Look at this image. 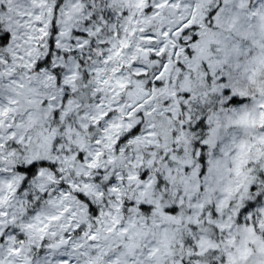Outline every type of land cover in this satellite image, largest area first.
<instances>
[{
    "label": "clouds",
    "instance_id": "clouds-1",
    "mask_svg": "<svg viewBox=\"0 0 264 264\" xmlns=\"http://www.w3.org/2000/svg\"><path fill=\"white\" fill-rule=\"evenodd\" d=\"M157 3L0 0L2 264H264V0Z\"/></svg>",
    "mask_w": 264,
    "mask_h": 264
},
{
    "label": "snow or ice",
    "instance_id": "snow-or-ice-1",
    "mask_svg": "<svg viewBox=\"0 0 264 264\" xmlns=\"http://www.w3.org/2000/svg\"><path fill=\"white\" fill-rule=\"evenodd\" d=\"M143 3H144V0H137V5H138V6H142ZM168 5H169V0H160V3L155 4L154 7H156V8L159 9V8L166 7V6H168ZM172 6L178 8V7H179V4H173ZM193 14H195V13L193 12ZM210 15H211V14H210ZM93 18H95V17H93ZM36 19L39 20V16H37ZM190 26H192V24H191V20H189L186 24H184V26H183V31L185 32V34H186V30H187ZM177 31H180V30H177ZM175 34H176V33H169L168 31H164V32L162 33V35H163L164 37H166V38H167V37H170L171 35H175ZM8 38H9V33H8L7 31H5L2 35H0V42H5V43H6L7 40H8ZM196 39H197V37L194 35V36L192 37V40H193V41H196ZM192 48H197V44H196V43H193V44H192ZM145 51H151V52L153 53V59H155L156 56H160V55L164 54L165 49H164V47L162 46V47L159 48L158 51H157L155 48H153V49H151V50L145 49ZM184 51H185V53H186V58H195V57L193 56L192 49L185 48ZM199 51L202 52L203 49L201 48V49H199ZM173 54L178 58V57L180 56V50H177V49L174 48V49H173ZM50 56H51V49H50V51H49V58H50ZM183 67H184V65H183V64H180V63L178 62V68H183ZM168 69H169V64H168V62H167L166 60H162V61H161V66H160L159 71L156 72L155 75H154V81H155V85H156L157 87H160V86H161V84H162V79H161V78L164 76L165 72L168 71ZM55 71H56V78H57V80H58V79H59V69H56ZM222 80H223V77H221V81H222ZM121 86H123V85H121ZM154 91H155V88H153V92H154ZM224 94H225V95L228 94V90H227V89H225ZM172 95L174 96V95H176V93L173 92ZM183 96H184V102L187 103V101H188V99H189V92H188V91H185V92L183 93ZM233 101H235V97H233V100H232V101H229V102L231 103V102H233ZM181 107H183V105H181ZM262 117H264V113H262ZM262 122H264V120H262ZM128 127H129V129H130L128 135H129V136H132V137H135V138L138 139L139 137H138L136 134H137V132L139 131V127L137 126V127L133 128L132 125H129ZM196 128H200V129H204V128H205V122H204L203 119H200V120L197 122V124H196L195 127L193 128V131H195ZM147 135L151 136L152 133H147ZM128 142H129V143H132L133 140L130 139ZM204 143L206 144L207 142L205 141ZM197 144H200V142H197ZM201 150H202V149H201ZM36 163H37V162H34V165H35ZM39 165H40L41 167H43V166L46 165V162H44V161H40V162H39ZM90 166H92V165H90ZM146 175H147L146 172L140 174V176H139V180L143 181ZM129 178H130V179H135L136 177H131V176H130ZM160 183H163V181H160ZM112 190L115 191L116 189L113 188ZM258 200H259V197L257 198V201H258ZM252 206H253L252 204L249 205V207H252ZM141 207L144 208L145 206H144V205H141ZM145 210H148V209L145 208ZM165 211H166V212L175 213V212H176V208H175V207L168 208V209H165ZM262 211H264V209H262ZM92 238H94V237H92ZM253 243H255V241H253ZM259 250H260V251H264V244L261 245V247H260ZM13 251H16V250L13 249ZM248 251H250V249H244V250L241 252V258H242V259L245 257V255L247 254ZM0 264H2V262H0Z\"/></svg>",
    "mask_w": 264,
    "mask_h": 264
}]
</instances>
